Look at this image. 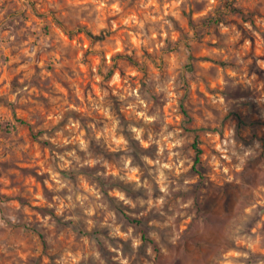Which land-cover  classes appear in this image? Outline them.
Returning a JSON list of instances; mask_svg holds the SVG:
<instances>
[{"label":"rangeland","instance_id":"1","mask_svg":"<svg viewBox=\"0 0 264 264\" xmlns=\"http://www.w3.org/2000/svg\"><path fill=\"white\" fill-rule=\"evenodd\" d=\"M0 264H264V0H0Z\"/></svg>","mask_w":264,"mask_h":264},{"label":"trees","instance_id":"2","mask_svg":"<svg viewBox=\"0 0 264 264\" xmlns=\"http://www.w3.org/2000/svg\"><path fill=\"white\" fill-rule=\"evenodd\" d=\"M194 147L196 149V162L198 163L200 161V155L202 151L200 148H198L197 144H194Z\"/></svg>","mask_w":264,"mask_h":264}]
</instances>
